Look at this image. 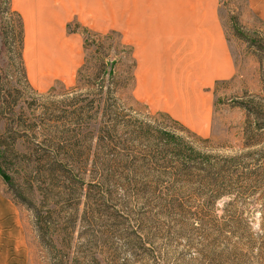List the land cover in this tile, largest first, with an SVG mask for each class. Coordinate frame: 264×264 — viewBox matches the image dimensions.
Returning <instances> with one entry per match:
<instances>
[{
	"label": "rangeland",
	"instance_id": "374dc122",
	"mask_svg": "<svg viewBox=\"0 0 264 264\" xmlns=\"http://www.w3.org/2000/svg\"><path fill=\"white\" fill-rule=\"evenodd\" d=\"M49 4L0 0V145L14 147L0 264H264V129L251 111L264 109V0H213L233 75L207 89L202 129L137 96L134 43L112 19L57 31ZM71 53V75L33 76ZM161 130L216 155L217 180L177 167Z\"/></svg>",
	"mask_w": 264,
	"mask_h": 264
},
{
	"label": "crops",
	"instance_id": "0c3cea01",
	"mask_svg": "<svg viewBox=\"0 0 264 264\" xmlns=\"http://www.w3.org/2000/svg\"><path fill=\"white\" fill-rule=\"evenodd\" d=\"M46 1L49 15L58 18L53 22L57 31L68 17L92 19L103 28L106 18L112 19V26L127 33L134 43L137 96L154 111L168 113L190 128L204 127L212 111L207 89L219 76L233 75L213 0ZM66 59L57 61L59 67L52 70L45 66L41 70L37 63L33 76L43 81L47 75H71L79 60L73 53Z\"/></svg>",
	"mask_w": 264,
	"mask_h": 264
},
{
	"label": "trees",
	"instance_id": "16d2710c",
	"mask_svg": "<svg viewBox=\"0 0 264 264\" xmlns=\"http://www.w3.org/2000/svg\"><path fill=\"white\" fill-rule=\"evenodd\" d=\"M264 41V40H263ZM260 53L262 58V54L264 55V43L262 42V45L260 47ZM250 111V110H249ZM251 111L255 114V117H258V120L260 119V123H258L257 129H264V109L260 107V109H256L255 111L251 109ZM262 111V112H260ZM260 114V115H257ZM249 129V127L247 128ZM252 138V137H251ZM249 138V140L251 139ZM156 142V147H159L160 151L162 152H172L176 156V166L184 168V170H190L194 169L197 171V175L195 176L197 181L203 182L206 185L211 184L213 179L216 178V174L219 172L218 169H216L217 165V159L215 158L216 155H212L211 153H206L202 151H195L191 146H188L186 144H182V141L177 138H175L173 135H171L169 132L166 131H157L154 138ZM14 147H11L9 151H7L2 145H0V174L1 177L8 182L9 184H12V180L7 175V172L5 168L3 167V164L1 163V160L6 157V154L8 155V152L10 153L13 151ZM224 159L227 162H233L237 159H239L238 156H229L224 157ZM222 170V169H221ZM218 171V172H217ZM224 170L220 172L219 175H223ZM202 183V184H203Z\"/></svg>",
	"mask_w": 264,
	"mask_h": 264
}]
</instances>
